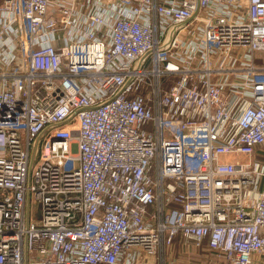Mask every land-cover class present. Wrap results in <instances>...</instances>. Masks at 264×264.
<instances>
[{
	"label": "built area",
	"instance_id": "2783aa9c",
	"mask_svg": "<svg viewBox=\"0 0 264 264\" xmlns=\"http://www.w3.org/2000/svg\"><path fill=\"white\" fill-rule=\"evenodd\" d=\"M177 239L264 264V0H0V264Z\"/></svg>",
	"mask_w": 264,
	"mask_h": 264
},
{
	"label": "rangeland",
	"instance_id": "374dc122",
	"mask_svg": "<svg viewBox=\"0 0 264 264\" xmlns=\"http://www.w3.org/2000/svg\"><path fill=\"white\" fill-rule=\"evenodd\" d=\"M73 127L76 128V123H73ZM74 165L65 168L67 172L73 169ZM35 206L31 205V212L33 213ZM37 218L40 216L39 211L37 212ZM179 239H177L175 247L170 250H166L165 259L167 264H208L213 262V255L207 253L205 249H197L192 245H183Z\"/></svg>",
	"mask_w": 264,
	"mask_h": 264
},
{
	"label": "water",
	"instance_id": "95a60500",
	"mask_svg": "<svg viewBox=\"0 0 264 264\" xmlns=\"http://www.w3.org/2000/svg\"><path fill=\"white\" fill-rule=\"evenodd\" d=\"M177 30L176 27H172V29L169 30L168 32V36H167V39L165 41V43L163 44L164 46L161 48V50H166L169 46V41L171 40L173 34L175 33V31ZM148 56V54H146L145 56H143L142 58H140L138 61H137V64L135 66V69H139L140 66L144 63V60L146 59V57ZM44 134V132L39 136V138L34 142L33 144V149L31 151V155H30V169L33 165V161L35 159V156H36V153H37V149H38V143H39V140L40 138L42 137V135ZM28 207H29V204H27V211H28Z\"/></svg>",
	"mask_w": 264,
	"mask_h": 264
}]
</instances>
